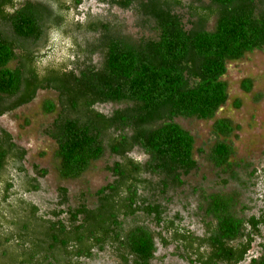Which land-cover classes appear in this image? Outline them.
I'll list each match as a JSON object with an SVG mask.
<instances>
[{
    "label": "trees",
    "instance_id": "16d2710c",
    "mask_svg": "<svg viewBox=\"0 0 264 264\" xmlns=\"http://www.w3.org/2000/svg\"><path fill=\"white\" fill-rule=\"evenodd\" d=\"M190 1L184 20L176 11L180 0H102L122 11L135 9L151 35L133 40L117 23L68 21L80 0H0V116L30 103L38 91H51L55 101H45L42 110L54 119L43 135L55 144L58 178L77 179L104 154L114 158L103 168L111 180L93 193L91 207L80 202L39 214L22 196L37 191L46 171L32 165L33 177H22L24 151L0 131V264H81L104 250L118 264H152L155 243L174 244L188 264L246 261L264 227V205L244 217L235 210V193L201 194V235L167 207L196 169L193 138L174 120H211L225 104L226 64L264 48V0ZM77 32L96 39L80 47ZM49 33L71 40L72 68L45 59ZM96 52L101 62L93 65L89 58ZM239 88L249 92L250 80ZM101 104L116 108L103 114L96 110ZM236 129L228 119L214 120L216 141L206 155L233 179L237 164L226 140ZM134 149L146 161L130 157ZM58 192L62 206L66 191ZM31 220L29 237L25 225ZM261 251L244 264H264V241Z\"/></svg>",
    "mask_w": 264,
    "mask_h": 264
},
{
    "label": "rangeland",
    "instance_id": "374dc122",
    "mask_svg": "<svg viewBox=\"0 0 264 264\" xmlns=\"http://www.w3.org/2000/svg\"><path fill=\"white\" fill-rule=\"evenodd\" d=\"M70 1L66 0V2ZM180 2L181 6L176 11L186 20L187 9L193 3L190 0H180ZM201 3L204 4L205 1L201 0ZM138 19L135 9L122 11L109 7L102 0H80L76 9H69L67 14L68 21L78 23L80 26H85L90 21L117 23L121 27L122 35L133 40L151 35L149 30L142 28ZM211 27L212 21H209L206 29L210 30ZM95 39L96 35L91 33L77 32L74 36L75 42L80 47L94 43ZM48 46H51L45 58L48 62L66 63L69 69L73 67L70 39L49 33ZM89 62L98 65L101 62L100 54L98 52L92 54ZM225 68V74L221 79L227 86V101L216 111L213 118L206 121L181 118L174 120L193 138V159L196 162V169L182 179V187L172 192V200L167 212L169 215L181 217L183 224L195 235L202 234L199 213L201 194L235 193L238 202L235 210L238 215L244 217L256 214L264 205V48L261 51L245 54L238 61L227 63ZM243 79L251 82L249 92L245 93L239 88V83ZM55 98L56 94L51 91H38L30 103L0 116V131L7 133L12 142L25 154L21 163L23 176L21 174L20 176L33 177L32 165L46 171V175L37 180V191L22 196L25 202L35 206L38 213L44 215L65 208H74L80 202L91 207L94 204L93 193L111 180L110 175L103 168L114 161L113 157L104 154L79 178L74 180L58 178L53 157L55 144L43 135V129L54 119V114H45L42 110L45 101L54 102ZM235 102H238V107H235ZM115 108L116 106L110 104L96 106V110L103 114H109ZM217 119H228L237 127L226 140L233 148L230 161L237 164L232 168L236 175L235 179L215 170L206 159L208 149L216 141L211 126ZM130 157L139 162L147 159L137 149L130 153ZM11 176L17 179L19 174L17 171H12ZM21 181L18 179V183L17 180L14 182L15 189L19 187ZM59 188L66 191V200L62 206ZM12 198L14 196L9 200ZM62 217L63 215L59 218ZM32 221L34 222L31 220L25 225L29 237L33 233L30 228ZM263 241L264 227L260 229L259 237L251 244L244 263L249 258L261 254ZM10 246L7 248L8 252ZM155 248L152 264H188L179 257L174 244L164 247L155 243ZM1 249L3 251L4 246ZM81 264H118V261L112 252L104 250L94 254L91 259L82 260Z\"/></svg>",
    "mask_w": 264,
    "mask_h": 264
}]
</instances>
